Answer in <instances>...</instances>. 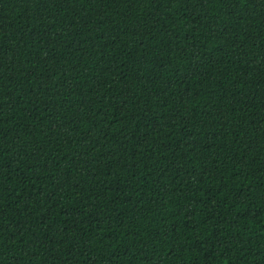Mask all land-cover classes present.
Listing matches in <instances>:
<instances>
[{"label": "trees", "instance_id": "16d2710c", "mask_svg": "<svg viewBox=\"0 0 264 264\" xmlns=\"http://www.w3.org/2000/svg\"><path fill=\"white\" fill-rule=\"evenodd\" d=\"M0 264H264V0H0Z\"/></svg>", "mask_w": 264, "mask_h": 264}]
</instances>
